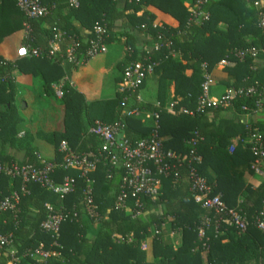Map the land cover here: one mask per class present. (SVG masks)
<instances>
[{
    "label": "trees",
    "instance_id": "16d2710c",
    "mask_svg": "<svg viewBox=\"0 0 264 264\" xmlns=\"http://www.w3.org/2000/svg\"><path fill=\"white\" fill-rule=\"evenodd\" d=\"M262 1L201 0L200 15L194 17L190 9L198 0H125L122 8L117 0H76L77 7L69 0H42L47 13L27 19L13 0H0V80H4L0 83V162L34 167H40L41 161L60 163L62 143L76 155L96 153L101 142L90 132L95 123L117 126L130 144L157 133L164 151L179 156L193 151L199 158L195 164L183 162L177 178H161L156 198L142 197L139 209L129 196L117 206L118 197L126 193L123 170L104 160L85 177L74 170L55 169L50 175L55 182L65 177L74 181L73 190L63 198L35 184L26 185L21 193L20 180L0 176V199L13 192L20 196L13 210L0 212V236L11 234V246L18 254L33 251L41 243L48 246L52 237L40 228L48 205L67 217L58 233L60 255L47 264H264V234L255 227L264 210V179L250 184L242 179L245 171L253 175L254 157L245 142L256 134L264 144V122L259 119L264 99ZM170 19L174 24L166 23ZM95 28L104 31L106 44L122 39L128 51L117 66V85L132 64L152 65L136 91L88 101L72 82L74 69L63 58L64 51L74 45L77 54L86 52ZM57 32L64 34L59 53L48 57ZM7 41L12 44L3 48ZM145 45H159V49L146 54ZM22 47L43 55L18 58ZM250 48L256 51L254 57L235 56ZM221 61L227 63L222 68L225 78L218 82L224 91L252 88L254 93L236 98L228 108L205 104L198 110L204 73L210 74ZM20 76L37 78L43 97L55 98V88L62 93L57 127L37 135L53 148L51 160L39 157L34 137L24 132V121L18 116L15 79ZM148 79L155 84L154 101H137ZM243 106L256 110L259 106L260 112L255 118L245 117L240 111ZM133 109L142 114L128 116ZM21 130L24 133L17 138ZM233 141L237 143L229 153ZM4 147L22 151V161L2 151ZM190 168L213 194H220L227 208L246 219L245 232L221 224L215 227L212 214L194 203L187 179ZM88 190L96 218L86 212ZM207 217L208 228L199 239ZM7 263L8 256L0 248V264Z\"/></svg>",
    "mask_w": 264,
    "mask_h": 264
},
{
    "label": "built area",
    "instance_id": "2783aa9c",
    "mask_svg": "<svg viewBox=\"0 0 264 264\" xmlns=\"http://www.w3.org/2000/svg\"><path fill=\"white\" fill-rule=\"evenodd\" d=\"M15 6L25 15L27 19H35L43 17L47 10L42 3V0H13ZM72 7H77L76 0H69ZM201 0L190 9L193 16H198L200 13L199 4ZM258 5V4H257ZM206 18V17H205ZM95 38L89 40V48L84 53H76L74 45L67 46L64 51L63 58L72 64L73 69L84 67L86 64L96 58L97 56L106 53V43L104 39V31L101 28H95ZM64 34L57 32L53 40L50 43V51L47 54L53 56L55 53H59L60 43L63 41ZM151 52L159 49V45L151 46ZM43 53L39 50H31L28 52L25 47H22L17 51L18 58H37L42 56ZM255 56L256 51L253 48L245 51L236 52L235 56L239 59H243L245 56ZM222 67L226 66V61L219 63ZM152 72V65L144 63H134L128 67L122 76V82L118 85V92H134L145 81L148 75ZM3 79L0 83H3ZM213 86V79L211 74L204 73V82L201 86L202 92L199 98V109L205 104L211 107L220 106L222 108H228L231 106V102L239 97H249L254 93L252 88L243 89H228L224 91L218 98H210V88ZM62 93L59 88H55V97L60 99ZM137 101H140L139 95L136 97ZM240 111L244 113L245 117L249 114L255 118L259 114L256 109H248L246 106L240 108ZM128 116H140L142 113L136 109L129 110L126 113ZM145 117L148 118L147 115ZM90 132L97 136L101 142L100 150L96 153H87L82 155L74 154L66 143H62L59 147V151L62 153V159L60 163H46L41 161L40 167H34L31 165H18L16 163H2L0 162V176H6L11 179H18L22 183L21 193L25 192V186L28 184L39 185L40 187L50 191L59 198H63L73 190L74 181L71 178H63L61 182H55L50 178V175L57 168L63 170H74L81 174V176H87L94 172L96 166L101 160L108 161L109 163L117 166L123 170L122 183L126 193L118 197V204L120 206L123 201L129 196L134 199L135 206L140 208V199L142 197L156 198L159 188L160 179L173 176L177 178L178 168L183 162L189 164H195L199 161L198 157H195L193 151H190L189 155H175L170 152H166L162 149L161 140L157 133H153L150 138L142 139L134 144H130L123 140L120 135L119 128L117 126L102 125L95 123L90 129ZM241 143H244L240 141ZM192 145L195 141L191 140ZM237 141H233L228 148V152L232 153L236 146ZM250 145V151L254 157V162L251 166L253 173L264 179V168L262 167V160L264 158V144L259 135H253L251 139L246 141ZM188 182L190 184V193L193 195V201L202 210L206 211L216 219L214 224L217 227L219 224L226 227L234 228L239 233H243L246 230V219L241 216L237 211L227 208L223 203L220 194H213L211 187L206 184V181L198 175L194 168H190L188 171ZM19 193L13 192L7 197L0 199V212H6L13 210L15 205L19 201ZM85 206L86 212L90 218H96L95 206L93 205L90 190L85 192ZM47 215L41 222L40 228L43 232L48 233L52 237V242L48 246H44L43 243L39 244L33 251H27L22 254L11 246L12 235L0 236V248L5 250L8 256L7 264H24L27 260H30V264H47L50 259L59 257L60 248L57 240L58 233L61 224L65 221L67 215L64 213H58L54 211L50 206L46 205ZM203 227L199 229V239L204 237V229L208 228V222L210 218H205ZM256 229L264 234V210L260 212L255 221ZM157 234V231H155ZM141 249L145 250V244L142 243Z\"/></svg>",
    "mask_w": 264,
    "mask_h": 264
},
{
    "label": "crops",
    "instance_id": "0c3cea01",
    "mask_svg": "<svg viewBox=\"0 0 264 264\" xmlns=\"http://www.w3.org/2000/svg\"><path fill=\"white\" fill-rule=\"evenodd\" d=\"M125 0H117V4L120 8L124 6ZM264 3V0L262 1V4ZM261 6V3L258 4ZM185 6L190 8L187 3H185ZM166 23L168 24H174L173 20H166ZM75 27H77V24H73ZM112 44L111 52L109 53V57H106L104 60H98L92 64V67L100 65L98 71H100L102 74H112L113 78V85H114V95L116 92H118V85L115 83L117 76V66L122 64L125 61L127 50L125 49L123 45V40L121 39L120 42H113ZM152 47L150 45H145L142 50L145 51L146 54H150ZM259 64H262L260 61H258ZM222 66L218 64L215 69L210 73L211 77L213 79V86L210 88V98H218L222 93L224 92V88L218 83L220 79L225 78V74L222 71ZM85 73V72H84ZM190 74V71H188V74ZM33 80V79H31ZM31 80H29L28 77H16L15 83H16V94H15V104L16 107L19 106L20 109L17 108L18 116L23 119L25 123L24 114L26 113H34L35 115L39 113L38 111L41 103H40V97L39 95H35L32 90H34V85ZM148 82V83H147ZM146 82L144 88L140 91L139 97L140 100L144 101H154L155 96V84L153 81L149 80ZM103 92V90H102ZM170 92H172V87L170 88ZM106 96V95H105ZM114 97V96H113ZM112 97V98H113ZM101 100H106V98H100ZM111 99V98H109ZM263 107L261 109V114L259 116V119L264 122V99H263ZM42 112L45 113V115H40V121L35 122L34 117L30 119V121L27 124H31L33 130V144L37 148V153L41 159L45 160H51L54 157V150L53 148L44 141V139L37 138V135L39 134H47L49 133L53 127H57V124L51 128L50 126V118H49V109H45ZM41 113V112H40ZM23 116V117H22ZM23 133H19L17 135V138L22 137ZM36 137V138H35ZM6 154H9L12 156L16 161H22L23 159V152L18 150H13L8 147H4L2 149ZM242 179L245 184H250L254 182H260L262 180L259 176L255 175L253 173L249 174L246 171L243 173Z\"/></svg>",
    "mask_w": 264,
    "mask_h": 264
},
{
    "label": "rangeland",
    "instance_id": "374dc122",
    "mask_svg": "<svg viewBox=\"0 0 264 264\" xmlns=\"http://www.w3.org/2000/svg\"><path fill=\"white\" fill-rule=\"evenodd\" d=\"M12 43L10 41H7L3 48L8 47L9 45H11ZM111 47L112 44H106L105 48H106V53H104L103 55L97 56L96 58L90 60L86 66L84 67H79L75 70L72 71V82L76 85H78L79 89L84 93L86 99L89 100H93V99H100V98H112L114 96V85H113V78H112V74H102L100 71H98L100 65L103 63H101L98 66H94L92 67V64L98 60H104L106 57H109V53L111 52ZM85 72V73H84ZM117 76L119 75V72L117 70ZM186 74H188V71L186 72ZM29 80H31L29 78ZM33 83H35L34 85V90H32V92L35 95H39L38 97H40V103L41 106L39 108L40 111H38L39 113H37L36 115L34 113H26L24 114V127L25 130H21L22 132L20 133H26L27 131L30 133V135L32 136L33 134V128L31 126V124H27L28 122L26 121H30V119L32 117H34V121H40V115H45L44 112H42L45 109H49V118H50V126L51 128L55 125V123H58V119H60L61 116V105L59 102V99L55 98H48V97H43L41 95V88H40V81L37 78H34L33 80H31ZM148 83V82H147ZM103 90V92H102ZM106 95V96H105ZM18 109L19 106H17ZM41 112V113H40ZM40 114V115H39ZM22 116V117H23ZM55 127H53V129L49 132L51 133L52 131H54ZM24 131V132H23ZM47 133V134H49ZM146 248V245H145Z\"/></svg>",
    "mask_w": 264,
    "mask_h": 264
}]
</instances>
